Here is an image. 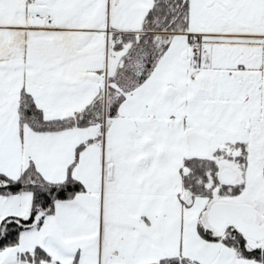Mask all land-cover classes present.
Listing matches in <instances>:
<instances>
[{"label":"snow or ice","instance_id":"snow-or-ice-1","mask_svg":"<svg viewBox=\"0 0 264 264\" xmlns=\"http://www.w3.org/2000/svg\"><path fill=\"white\" fill-rule=\"evenodd\" d=\"M0 264H264V0H0Z\"/></svg>","mask_w":264,"mask_h":264}]
</instances>
